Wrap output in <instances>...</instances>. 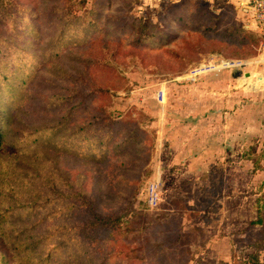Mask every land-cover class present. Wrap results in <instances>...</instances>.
<instances>
[{
  "label": "rangeland",
  "instance_id": "rangeland-1",
  "mask_svg": "<svg viewBox=\"0 0 264 264\" xmlns=\"http://www.w3.org/2000/svg\"><path fill=\"white\" fill-rule=\"evenodd\" d=\"M179 1L0 0V208L41 204L10 211L17 256L34 234L48 264H264V23Z\"/></svg>",
  "mask_w": 264,
  "mask_h": 264
},
{
  "label": "trees",
  "instance_id": "trees-1",
  "mask_svg": "<svg viewBox=\"0 0 264 264\" xmlns=\"http://www.w3.org/2000/svg\"><path fill=\"white\" fill-rule=\"evenodd\" d=\"M190 1L192 0H180L177 3V11H176V21L178 19L184 20L187 19V17L190 15ZM243 31V30H240ZM246 34V32H243ZM246 44H238L241 46L248 45L249 43L253 42V40L245 36L242 40ZM5 81L7 82L8 79L5 78ZM9 84V83H8ZM10 87H7L6 92L10 91V95L16 98H19L22 94L20 89L18 87H15L14 84L9 85ZM93 87V86H90ZM89 90V89H88ZM98 92L102 96L108 97V91L109 88H94L91 90L92 93ZM104 92V93H103ZM97 107V106H96ZM12 112V111H11ZM11 112L7 108H5L4 105H0V154H3L4 151L9 150V148L6 147V144L8 143L7 140V132H8V126L10 125L11 121ZM108 116V115H107ZM58 128V126H57ZM135 131H132L131 133H134ZM56 133V127L51 128L50 132L46 135H54ZM39 134V133H38ZM26 137L27 134H24ZM136 138V137H135ZM137 140V139H136ZM138 141V140H137ZM6 142V143H5ZM9 147V146H8ZM81 195V194H79ZM83 207L84 205H80ZM23 208L25 210V213L27 216L33 217L32 214L35 212H32L33 210H40L41 204H35V203H28V202H20V204H15L11 207H3L0 208V264H48L44 261L45 258L50 257L51 253H39L38 252V245L39 241H43V237L35 236L34 234H31L32 237H34V241L27 242V238H23L20 240V243L17 246L18 253H21V257L17 256L12 252L11 247L7 244V231L6 228L8 227V217L10 215V211H12L15 208ZM68 209H74L75 206H67ZM115 223L119 222V218H116ZM28 229V228H27ZM36 237V238H35ZM39 239V240H38ZM50 251V250H49ZM252 258L256 259V255H252ZM255 264H258L257 261H255Z\"/></svg>",
  "mask_w": 264,
  "mask_h": 264
},
{
  "label": "built area",
  "instance_id": "built-area-1",
  "mask_svg": "<svg viewBox=\"0 0 264 264\" xmlns=\"http://www.w3.org/2000/svg\"><path fill=\"white\" fill-rule=\"evenodd\" d=\"M248 4H249L248 7L251 10L252 16L254 17V19L258 20V22L264 23V0H248ZM262 55H264V48H263ZM245 64L246 62L244 61L242 62L241 60L240 61L236 60V61H233V63L230 66L239 67ZM219 84H222V83H219Z\"/></svg>",
  "mask_w": 264,
  "mask_h": 264
}]
</instances>
